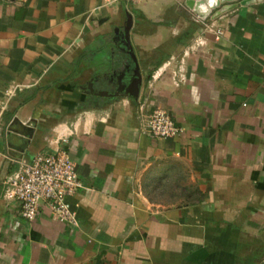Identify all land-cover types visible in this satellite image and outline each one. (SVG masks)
I'll list each match as a JSON object with an SVG mask.
<instances>
[{"label": "crops", "instance_id": "1", "mask_svg": "<svg viewBox=\"0 0 264 264\" xmlns=\"http://www.w3.org/2000/svg\"><path fill=\"white\" fill-rule=\"evenodd\" d=\"M186 1L0 0V264H264V0ZM58 133L78 227L2 194Z\"/></svg>", "mask_w": 264, "mask_h": 264}, {"label": "built area", "instance_id": "2", "mask_svg": "<svg viewBox=\"0 0 264 264\" xmlns=\"http://www.w3.org/2000/svg\"><path fill=\"white\" fill-rule=\"evenodd\" d=\"M138 115L142 130L152 137L170 138L182 131L165 108H149L143 102L139 105ZM66 137L58 133L53 140L57 147L52 152L36 153L31 161L21 162L19 168L3 181V197L17 201L22 217L28 221H34L47 206L61 223L79 226L71 199L82 183L75 162L63 146Z\"/></svg>", "mask_w": 264, "mask_h": 264}, {"label": "water", "instance_id": "3", "mask_svg": "<svg viewBox=\"0 0 264 264\" xmlns=\"http://www.w3.org/2000/svg\"><path fill=\"white\" fill-rule=\"evenodd\" d=\"M231 1H235V0H215V3H211V4H210L209 0H187L186 3L188 5V7H190L200 18L206 19L207 17H209L211 15V13L214 10H217L218 8H220L223 3L231 2ZM248 1L249 0H242V3L246 4V3H248ZM131 26H132V16L128 15L126 26H125L123 33H122V36L124 37V35H125L126 39L130 38ZM127 52L129 54H131L132 56H134L132 47H130V50H127ZM136 74L138 76V77H136L137 83H134V85H132L134 91L129 92L134 97L138 96L139 85L141 83V75L138 71V67H137ZM128 90H129V87H128ZM0 184H1V182H0Z\"/></svg>", "mask_w": 264, "mask_h": 264}, {"label": "clouds", "instance_id": "4", "mask_svg": "<svg viewBox=\"0 0 264 264\" xmlns=\"http://www.w3.org/2000/svg\"><path fill=\"white\" fill-rule=\"evenodd\" d=\"M209 2H210V4H211V3H215V0H209Z\"/></svg>", "mask_w": 264, "mask_h": 264}, {"label": "rangeland", "instance_id": "5", "mask_svg": "<svg viewBox=\"0 0 264 264\" xmlns=\"http://www.w3.org/2000/svg\"><path fill=\"white\" fill-rule=\"evenodd\" d=\"M193 12H194V11H193ZM194 14H196V13L194 12ZM195 16H196V15H195ZM165 17H166V16L164 15V18H165ZM127 19H128V18H127ZM127 19H126V20H127Z\"/></svg>", "mask_w": 264, "mask_h": 264}, {"label": "trees", "instance_id": "6", "mask_svg": "<svg viewBox=\"0 0 264 264\" xmlns=\"http://www.w3.org/2000/svg\"><path fill=\"white\" fill-rule=\"evenodd\" d=\"M160 64V63H159ZM159 64L157 66H159Z\"/></svg>", "mask_w": 264, "mask_h": 264}]
</instances>
